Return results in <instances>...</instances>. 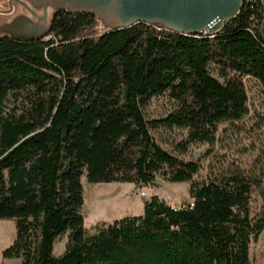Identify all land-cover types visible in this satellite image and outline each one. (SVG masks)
<instances>
[{
	"label": "trees",
	"instance_id": "trees-1",
	"mask_svg": "<svg viewBox=\"0 0 264 264\" xmlns=\"http://www.w3.org/2000/svg\"><path fill=\"white\" fill-rule=\"evenodd\" d=\"M262 18L260 1L244 0L237 17L208 37L144 23L103 32L94 17L61 10L27 34L0 36V220L15 224L2 258L253 264L250 249L264 231V161L198 179L199 163L168 153L150 131L186 130L177 148L185 153L191 144L214 145L221 126L239 128L248 114L243 79L264 90ZM162 96L171 111L148 120L145 107ZM82 176L90 184L138 187L159 176L188 183L190 202L174 208L151 196L141 216L98 223L90 234ZM253 189L261 190L259 211L236 219V199ZM65 235L56 257L54 245Z\"/></svg>",
	"mask_w": 264,
	"mask_h": 264
},
{
	"label": "rangeland",
	"instance_id": "rangeland-1",
	"mask_svg": "<svg viewBox=\"0 0 264 264\" xmlns=\"http://www.w3.org/2000/svg\"><path fill=\"white\" fill-rule=\"evenodd\" d=\"M9 0H0V10L7 9ZM11 14H0V36L23 30V20L30 16L18 4L13 3ZM102 30V26H101ZM24 31V30H23ZM212 76L220 82L217 66L211 65ZM243 85L247 95V116L231 131L227 125L221 126L214 145L191 144L185 153L177 148L186 137V130L152 129L151 135L157 144L168 153L184 161H195L200 165L198 179L224 170L228 165H236L250 171L264 161V90L256 80L244 78ZM172 109L167 97L152 98L144 109L148 120L165 117ZM83 187V207L81 214L85 229L92 234L98 223L111 224L124 217H138L143 214L144 202L156 196L174 208L190 202L188 183H170L156 176L151 187H138L127 183L90 184L81 177ZM262 204L261 190L253 189L251 194H242L235 201L236 219L254 215ZM15 238L13 221L0 220V264H20L18 259H3L2 252ZM67 236L58 239L53 255L58 257L64 251ZM253 264H264V231L256 244L250 249Z\"/></svg>",
	"mask_w": 264,
	"mask_h": 264
},
{
	"label": "water",
	"instance_id": "water-1",
	"mask_svg": "<svg viewBox=\"0 0 264 264\" xmlns=\"http://www.w3.org/2000/svg\"><path fill=\"white\" fill-rule=\"evenodd\" d=\"M244 0H9L7 10L11 14L12 3L20 5L30 16L21 18L23 30L5 37L27 34L31 27L46 25L58 11L68 15L85 14L94 17L102 31H119L138 23L160 26L165 31L185 35L213 36L223 23L239 14ZM260 36L264 41V0ZM2 36V35H1ZM1 40V38H0Z\"/></svg>",
	"mask_w": 264,
	"mask_h": 264
},
{
	"label": "flooded vegetation",
	"instance_id": "flooded-vegetation-1",
	"mask_svg": "<svg viewBox=\"0 0 264 264\" xmlns=\"http://www.w3.org/2000/svg\"><path fill=\"white\" fill-rule=\"evenodd\" d=\"M13 4V3H12ZM9 8V6H7V9ZM7 9H5V10H7Z\"/></svg>",
	"mask_w": 264,
	"mask_h": 264
}]
</instances>
